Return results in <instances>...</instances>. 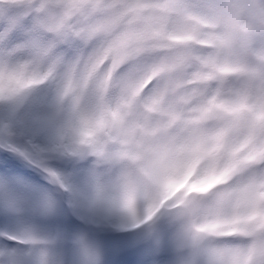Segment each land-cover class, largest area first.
Returning <instances> with one entry per match:
<instances>
[{
	"label": "clouds",
	"instance_id": "9594fccd",
	"mask_svg": "<svg viewBox=\"0 0 264 264\" xmlns=\"http://www.w3.org/2000/svg\"><path fill=\"white\" fill-rule=\"evenodd\" d=\"M256 26L264 34V23ZM104 63L101 57L86 71L83 66L73 72L61 65L49 74L50 61L41 62L27 52L12 57L0 52V108L16 107L19 113L39 112L46 117V128L42 136L32 138L34 144L52 142L87 153L97 140L106 142L118 134L129 140L131 151H140L160 168L150 201L159 210L156 227L170 238L185 228L198 237L195 246L183 250L184 256L195 257V264H251V257L242 254L248 243L243 228L264 225V165H255L256 160H264V136L257 143L248 125L264 131V95L247 103L211 105L209 117L198 122L190 118L175 122L161 119L156 107L147 104L155 90L154 73L139 76L129 90L119 79L123 65L115 71L110 65L111 74H106ZM45 84L47 94L35 95ZM184 93L183 87L172 83L168 98L177 112L189 117L192 114L179 99ZM157 122L159 135H146L145 126ZM158 147L163 149L159 155L151 151ZM65 182L69 191L57 188L66 203L81 197L72 182ZM238 196H250L255 202L251 208L246 201L242 204V218L226 221L216 215L221 206L232 212ZM131 208V201H125L122 211L128 215ZM257 239L264 240V232ZM73 260L67 257L66 264ZM100 264H104L101 257Z\"/></svg>",
	"mask_w": 264,
	"mask_h": 264
},
{
	"label": "snow or ice",
	"instance_id": "6c2138e0",
	"mask_svg": "<svg viewBox=\"0 0 264 264\" xmlns=\"http://www.w3.org/2000/svg\"><path fill=\"white\" fill-rule=\"evenodd\" d=\"M132 6L130 3H110L109 0H80L77 3L73 0H0V45L4 46L0 52L9 57L27 52L41 62L50 61L49 74L61 65H67L73 72L83 66L86 71L90 64L103 57L106 74L111 72L110 65L116 70L123 65L119 79L130 90L135 87L139 76L157 72L171 59L166 57L161 61H148L143 58V53L148 50L142 44L147 32H141L137 26V17L127 11ZM168 7L176 9L179 14L199 16L218 24L243 9L253 17L256 25L264 23V0H229L224 5L218 4L216 0H201V3L194 6L173 4ZM21 33L22 42L9 46ZM216 39L220 49L217 55H223L227 50L229 60L227 63L217 61L211 71L205 67L199 73L202 77L199 84L184 87L185 93L179 99L191 116L186 117L184 112L176 111L174 101L168 98L169 86L173 81L165 76H157L154 81L155 90L148 98V106L171 113L172 118L169 120L175 122L189 118L198 122L209 117L211 105L247 103L253 97L264 95V48L257 49L251 43L256 39L264 40L260 28L256 26L246 30L243 35H236L224 24L222 30L216 33ZM74 43L80 46L78 54L72 59H66V53L59 49ZM251 55L257 58L255 64L247 62V57ZM229 68H240L241 71L228 74L225 70ZM197 75L195 69L190 68L184 79L195 81ZM9 110L5 129L0 133V150L15 153L42 171L62 191H69L64 177L48 166L44 150L32 142L33 137L42 136L46 128V117L36 112L25 119H18V109L13 107ZM248 129L249 135L259 143L264 131L251 124ZM21 139L23 142H18ZM66 154L82 157L83 151L73 147ZM255 165H264V160H256ZM3 171V163L0 162V172ZM92 172L93 169L89 168L88 179ZM241 191L244 193L248 190ZM245 201L247 207L254 206L255 202L250 196H238L232 212L225 211L221 206L216 209V215L226 221L242 218L239 208ZM67 206V219L75 218L84 224L101 227L94 223V204L89 200L77 196L70 199ZM58 208L59 202L51 194L35 199L25 194L6 211L20 214L31 210L42 216H51L57 213ZM261 232H264V225H244L243 239L248 243L244 245L242 254L251 257V264H264V240L257 239ZM147 239L150 241L153 264H195V257L188 258L183 254V250L195 246L198 239L190 229L185 228L175 238H170L155 227L147 232ZM61 240L70 243L74 253L73 264H100V253L90 245L85 233L44 236L35 231L0 232V264H28L26 257H32L31 264H66L65 255L55 251ZM14 242H22L28 251H25L21 243Z\"/></svg>",
	"mask_w": 264,
	"mask_h": 264
},
{
	"label": "rangeland",
	"instance_id": "374dc122",
	"mask_svg": "<svg viewBox=\"0 0 264 264\" xmlns=\"http://www.w3.org/2000/svg\"><path fill=\"white\" fill-rule=\"evenodd\" d=\"M109 2L133 5L127 11L137 17V26L141 32H147L142 40V44L148 49L143 53V58L148 61L171 58L168 63L154 72V75L168 77L183 88L193 83L199 84L202 78L199 73L205 67L211 71L217 61L228 62L227 50L223 55H217L220 49L216 33L222 30L224 24H227L229 30L236 35H243L246 30L256 27L253 17L243 9L218 24L199 16L179 14L176 9L168 7L173 4L194 6L201 3V0H109ZM216 2L224 5L229 0H216ZM22 39V33L18 34L9 46L22 42ZM251 43L257 49L264 48V40L256 39ZM3 47L0 45V50ZM79 49V44L74 43L71 46H62L59 51L66 53V59H72L78 54ZM256 59L255 55H251L247 57V62L255 64ZM190 68H194L198 73L195 81L184 79ZM225 71L234 74L241 69L229 68ZM47 91L48 87L45 84L38 88L35 95L42 97ZM154 111L161 119L172 118L171 113L158 107ZM31 113H20L18 119H25ZM9 115V109L0 108V133L5 129V119ZM160 131L159 122L155 126L144 128L148 136L159 135ZM18 142L23 141L21 139ZM129 142L121 139L119 134L110 137L106 142L97 140L89 145L90 150L87 153L83 152L82 157L66 154L69 148L61 144L52 142L37 144L39 149L44 150L48 166L59 172L65 180L72 182L80 196L94 204V223L101 227L84 224L75 218L67 219L68 206L57 186L51 183L42 171L22 160L15 153L0 150V162L4 166V171L0 172V232L35 231L44 236H55L57 233L71 236L74 233H85L88 229L112 232L132 229L142 224H149L152 229L155 228L159 210L152 207L150 201L153 199L160 168L156 161L145 160L140 151H131L128 147ZM151 151L159 155L163 149L158 147ZM89 157H95V160L90 161ZM142 160L145 162L141 163ZM89 168H92L93 172L88 179ZM28 170L39 174L50 187L26 174ZM25 194H29L33 199L51 194L59 202L57 213L42 216L31 210H25L20 214L6 211ZM125 201L132 203L128 215L122 211ZM17 243H21L25 251H28L22 242ZM55 251L64 254L66 258L74 255L70 243L64 240L57 244ZM106 259L118 260L107 263ZM26 260L31 264L32 257H26ZM103 262L104 264H153L150 241L121 255H108Z\"/></svg>",
	"mask_w": 264,
	"mask_h": 264
},
{
	"label": "water",
	"instance_id": "95a60500",
	"mask_svg": "<svg viewBox=\"0 0 264 264\" xmlns=\"http://www.w3.org/2000/svg\"><path fill=\"white\" fill-rule=\"evenodd\" d=\"M149 227L142 226L131 231L123 232H97L88 230L86 233L90 245L99 251L103 259L110 253L121 254L143 245L148 241Z\"/></svg>",
	"mask_w": 264,
	"mask_h": 264
},
{
	"label": "bare ground",
	"instance_id": "6f19581e",
	"mask_svg": "<svg viewBox=\"0 0 264 264\" xmlns=\"http://www.w3.org/2000/svg\"><path fill=\"white\" fill-rule=\"evenodd\" d=\"M27 174L28 175H30L32 178H34L35 180H38L39 182H41V183H43V182H45V181H43L42 180V177L39 175V174H37L36 172H33V171H31V170H28L27 171ZM47 187H50V186H47ZM125 256V255H124ZM116 260H118V259H106L105 260V262H111V261H116Z\"/></svg>",
	"mask_w": 264,
	"mask_h": 264
}]
</instances>
